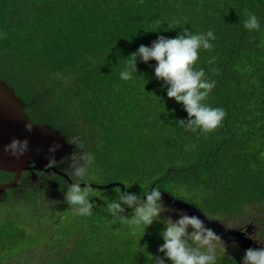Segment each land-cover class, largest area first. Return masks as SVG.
Here are the masks:
<instances>
[{
    "label": "trees",
    "instance_id": "trees-1",
    "mask_svg": "<svg viewBox=\"0 0 264 264\" xmlns=\"http://www.w3.org/2000/svg\"><path fill=\"white\" fill-rule=\"evenodd\" d=\"M253 13L260 29L249 32L244 22ZM177 25L216 36L194 66L216 81L205 103L226 112L206 136L180 126L187 113L166 96L155 61L137 60L133 79L119 78L130 53L159 35L175 37L179 26L165 29ZM0 79L30 121L78 141L95 160L83 181L67 153L51 162L56 170L23 169L14 187L0 191V258L150 264L151 254L163 256V223L144 230L108 212L128 184L127 193L158 188L221 228L247 215L252 236L264 243V0H0ZM12 177L0 170V183ZM77 182L91 191L90 216L64 202ZM124 214L131 218V209ZM217 237L215 264H239L244 251L220 250Z\"/></svg>",
    "mask_w": 264,
    "mask_h": 264
},
{
    "label": "clouds",
    "instance_id": "clouds-1",
    "mask_svg": "<svg viewBox=\"0 0 264 264\" xmlns=\"http://www.w3.org/2000/svg\"><path fill=\"white\" fill-rule=\"evenodd\" d=\"M178 26L167 27L165 31ZM244 28L249 32L260 29V22L254 13L244 22ZM180 29L175 37L159 35L150 45L142 44L130 53L119 78L124 81L133 79V73L137 74V60L145 64L155 61L153 74L158 81H162L160 86L165 89L166 96L174 98L187 113L186 118L177 120L180 126L186 131L199 132L206 136L221 126L226 112L223 108L205 103L216 86V81L209 79L203 68L197 70L194 66L201 50L213 48L212 41L216 36L211 29L203 33H192L184 27ZM214 60L215 57H212L209 63ZM25 129L31 132V124H25ZM69 143L76 150L65 157V162L71 161L68 168L78 181H83L94 167V157L83 153V146L78 141ZM60 147L59 143L49 146L51 158L55 157V152ZM3 150L19 158L28 151V140L13 138L4 145ZM131 186L132 184L124 186L125 191L120 192L119 198L109 204L108 212L114 221H130L142 226L144 230L154 221L163 223L164 227L160 231L163 243L157 249L163 256L151 254L150 264H215L214 241L218 237L206 226L204 220L197 215H189L183 210L165 205L163 192L158 188H152L143 194L127 193ZM90 196L91 191L87 186L81 187L80 182L71 183L64 191V202L76 215L87 217L93 211L94 201L90 202ZM126 209H131V218L125 216ZM164 212L175 213L176 219L171 216L162 219L161 214ZM249 238L253 240L251 235ZM259 245L245 249L239 264H264V243Z\"/></svg>",
    "mask_w": 264,
    "mask_h": 264
},
{
    "label": "water",
    "instance_id": "water-1",
    "mask_svg": "<svg viewBox=\"0 0 264 264\" xmlns=\"http://www.w3.org/2000/svg\"><path fill=\"white\" fill-rule=\"evenodd\" d=\"M24 103L14 93V90L7 83L0 79V170L13 173V177L9 182L0 183V191L7 188H12L17 184L21 170L29 168V164L25 165L22 161L28 160L26 154H29L34 162L33 168H42L38 165L42 154H49V146L54 143H59L60 148L55 152V157L50 162L58 160L67 153L72 152L69 146L65 143L64 137L47 123H34L29 120L24 111ZM25 124H31V132L25 129ZM13 138L28 140V151L19 158L11 156L5 152L4 145L8 144ZM29 163V162H28ZM56 170L52 165H49L46 170ZM163 201L176 209L183 210L189 215H197L204 220L206 226L216 232L219 236L228 241H238L246 245L257 247L243 238L242 232H233L222 229L214 222L202 216L193 206L188 203L175 199L163 192Z\"/></svg>",
    "mask_w": 264,
    "mask_h": 264
},
{
    "label": "rangeland",
    "instance_id": "rangeland-1",
    "mask_svg": "<svg viewBox=\"0 0 264 264\" xmlns=\"http://www.w3.org/2000/svg\"><path fill=\"white\" fill-rule=\"evenodd\" d=\"M65 143L69 146V150H72V145L65 140ZM28 160H23L22 163L25 164V165H28L30 167H32L34 165V162L31 160V157L29 154H26V157ZM51 157L49 154H42L41 157H40V160H39V163L38 165L41 166V167H44V166H49L50 165V161H51ZM29 162V163H28ZM20 194V192H16L13 194V196H16ZM187 213V212H186ZM164 216H171L173 219H176V216H175V213H169V212H164ZM215 223V222H214ZM251 220L248 218L247 215L241 217V218H238L236 219L235 221L233 222H223L222 223V228L225 229V230H228V231H233V232H239L241 229H242V233H243V238L251 243H254L256 244L257 247H259L260 245L259 244H262L260 241H257L256 242V239H254V237L252 236L251 234ZM216 224V223H215ZM218 225V224H217ZM213 231V230H212ZM214 232V231H213ZM217 236H219L216 232H214ZM249 235H251L253 237V240L249 238ZM220 238H222L221 240V248L223 249H220V250H224V246L226 247V245L228 246V249L224 250V252H239V251H244L245 249L249 248V247H253V248H256L254 246H251V245H246V244H243L241 242H238V241H228L226 240L225 238L219 236ZM255 240V241H254ZM2 258H0V264H13L12 261L15 260V258H19L20 255L17 253L15 256H12L10 254L8 255H5V254H2Z\"/></svg>",
    "mask_w": 264,
    "mask_h": 264
},
{
    "label": "flooded vegetation",
    "instance_id": "flooded-vegetation-1",
    "mask_svg": "<svg viewBox=\"0 0 264 264\" xmlns=\"http://www.w3.org/2000/svg\"><path fill=\"white\" fill-rule=\"evenodd\" d=\"M51 164V163H50ZM44 167H47V166H44ZM43 168V167H42Z\"/></svg>",
    "mask_w": 264,
    "mask_h": 264
}]
</instances>
